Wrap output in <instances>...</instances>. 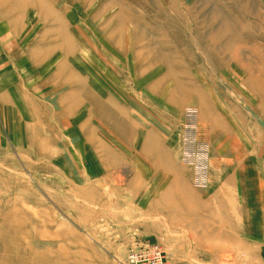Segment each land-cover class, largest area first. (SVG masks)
<instances>
[{"label":"rangeland","instance_id":"rangeland-1","mask_svg":"<svg viewBox=\"0 0 264 264\" xmlns=\"http://www.w3.org/2000/svg\"><path fill=\"white\" fill-rule=\"evenodd\" d=\"M142 244L264 264V0H0V264Z\"/></svg>","mask_w":264,"mask_h":264},{"label":"built area","instance_id":"built-area-1","mask_svg":"<svg viewBox=\"0 0 264 264\" xmlns=\"http://www.w3.org/2000/svg\"><path fill=\"white\" fill-rule=\"evenodd\" d=\"M188 116H193L194 112L189 110ZM194 125V122L192 123ZM200 145L196 150L195 136L187 135L182 142L183 150L181 154L182 162L192 169V185L195 189H206L209 183L208 161L206 147ZM163 250L158 245H136L128 251L125 264H165Z\"/></svg>","mask_w":264,"mask_h":264},{"label":"bare ground","instance_id":"bare-ground-1","mask_svg":"<svg viewBox=\"0 0 264 264\" xmlns=\"http://www.w3.org/2000/svg\"><path fill=\"white\" fill-rule=\"evenodd\" d=\"M45 60V59H44ZM91 104L93 105V106H96V102L95 101H91ZM60 110V109H59ZM89 115V114H88ZM83 117H84V113L82 112H79V113H75V115L73 116V118H72V121H68V124H71L72 125V129L73 130H75L76 129V124L77 123H79L80 121H81V123H82V121H83ZM73 123V124H72ZM76 123V124H75ZM100 124V126H102L103 127V125H102V123H99ZM82 125H84V123L82 124ZM81 127V126H80ZM74 134H72V138H73V140L75 139V140H77V135L79 136V139H80V137L82 136V132L81 131H77V129H76V131H74L73 132ZM87 136V135H86ZM87 140V139H86ZM86 143H88V142H86Z\"/></svg>","mask_w":264,"mask_h":264}]
</instances>
